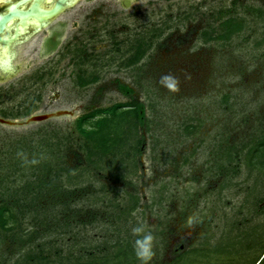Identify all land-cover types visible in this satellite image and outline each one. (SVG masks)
Segmentation results:
<instances>
[{"label": "rangeland", "instance_id": "1", "mask_svg": "<svg viewBox=\"0 0 264 264\" xmlns=\"http://www.w3.org/2000/svg\"><path fill=\"white\" fill-rule=\"evenodd\" d=\"M234 1L141 0L124 8L119 0H80L72 14L76 25L70 29L80 42L87 40L84 52L77 47L70 54L42 57L32 50L37 42L31 40L22 51L24 56L30 53L26 60L31 65L25 61L24 69L0 87V112L6 118L23 120L58 109H72L74 114L23 125L0 123V174L9 173L18 152L26 154V147L36 145L43 133L61 138V162L74 166L79 154L85 158L79 117L144 102L147 125L139 130L144 142L137 156L140 167L128 177L131 185L107 179L120 172L121 164L113 157L102 170L91 169L89 179L140 196L141 206L132 215L155 238L149 264H264V184L254 187V179L247 181L246 168L233 183L218 174L220 138L249 134L264 113V47L253 46L264 34V18L245 12L264 8V0H236L235 6ZM81 2L83 8H77ZM220 8L244 17L246 29L230 43L205 42L200 32L217 24L213 13ZM247 36L251 40L244 43ZM140 41L152 44L143 58L127 64ZM166 74L179 79L178 92L160 84ZM92 78L96 80L86 85L79 82ZM120 85L133 93L126 94ZM226 94L231 96L229 104ZM98 117L89 119L86 128ZM195 125L199 129L194 131ZM161 196L163 202L151 207ZM82 205L87 207L81 211L83 218L91 207ZM190 215L198 221L191 229L185 227ZM247 230L255 232L250 241L259 246L247 249L238 243L231 253L215 251L218 242L241 241ZM101 231L96 226L88 235L102 237ZM98 239L91 245H99ZM180 244L184 247L174 260L169 250Z\"/></svg>", "mask_w": 264, "mask_h": 264}, {"label": "trees", "instance_id": "2", "mask_svg": "<svg viewBox=\"0 0 264 264\" xmlns=\"http://www.w3.org/2000/svg\"><path fill=\"white\" fill-rule=\"evenodd\" d=\"M236 4L235 0L233 5ZM245 12L264 18L262 7H249ZM213 14L217 24L200 32L205 42L230 43L246 29V19L235 15L232 9L220 8ZM250 40L247 36L244 43ZM253 42L255 48H263L264 34ZM151 44L152 41L148 44L140 41L127 64L143 58ZM95 80L80 79L79 82L86 85ZM120 87L126 94L133 93V89L126 85ZM230 98V94H226L224 101L229 104ZM122 105L97 109L77 119V128L84 137L85 158L79 154L74 166L61 162V138L43 133L36 145L26 147L28 159H38V164H25L19 157L11 164L9 173L0 174V264L140 263L133 248L138 237L132 232L134 227L144 226L132 215L141 206L140 196L124 188H110L105 184L97 186L89 179L91 169L102 170V164L111 163L113 157L121 164L117 168L120 172L107 179L130 186L129 175L140 167L137 156L144 140L139 130L147 125L146 106L144 102L135 101L129 108L121 110ZM96 116L99 117L86 128V122ZM135 128L132 136L131 131ZM193 128L194 131L199 129L196 125ZM187 160L185 158L184 162ZM83 162L87 165L82 166ZM217 162L218 174L230 178V183L246 168L247 181L254 179V187L264 184V113L260 114L249 134L220 138ZM163 198L154 199L150 206L161 204ZM85 202L91 209L82 218L81 211L87 208L82 205ZM96 226L102 233L104 231L102 237L88 235V231ZM252 232L247 230L241 241L218 242L215 251L231 253L238 250V243L247 249L253 244L259 246L258 241H250L255 233ZM98 238H101L99 245H91L100 240ZM177 259L178 256L174 258Z\"/></svg>", "mask_w": 264, "mask_h": 264}, {"label": "flooded vegetation", "instance_id": "3", "mask_svg": "<svg viewBox=\"0 0 264 264\" xmlns=\"http://www.w3.org/2000/svg\"><path fill=\"white\" fill-rule=\"evenodd\" d=\"M35 1L36 0H7L6 3H4V8L0 10V53L3 48H8L10 53L9 64L4 63L0 56V87L6 85L5 83L9 81L10 77L14 76V74L24 69L25 61L27 64L31 65L30 60H26V56L30 55V53L26 54L25 56L22 53L26 46L29 45L27 43L31 40H35L37 42V45H35L32 50H34L38 55L42 57H48L60 52L70 54L73 52V49L77 47L80 48L77 49V51L84 52L83 50L86 48L85 42L87 43V40L85 41L84 39H82V41L80 42V36H74L73 32L70 29V26L72 27L73 24L76 25L77 20L73 19L72 14L74 9H76L77 3L80 0H76L74 4H70V1L72 0H40V3L38 5H40L39 7L41 8L52 10L57 7L56 5H60V9L62 8V10L59 11L58 14L51 16H44L41 13L32 16H24L22 14H18L9 17V19L6 21L3 20L2 14L10 13L14 8L17 10V12H20V10H27L31 7L32 4H36ZM85 1L86 3H93L97 0ZM139 1L141 0H119L118 3L121 7L131 8L133 4L138 3ZM3 2L5 1L0 0V3ZM83 3L84 2H81L77 6V8H83ZM35 8H37V5ZM91 18L96 17L88 16V19ZM91 22H95V20H91ZM61 24L65 25L64 27H62L63 35L59 46L52 53L44 56L43 51L45 39L50 35L51 30H55L56 28L58 29V27H60L59 25ZM83 32L84 31H82L81 34ZM18 55H21L22 57L20 59H17ZM0 116L4 117L5 113L1 111ZM183 247V244L173 245L171 250H169V252L172 254L173 259L178 256ZM211 248L212 246L208 247L209 252L211 251Z\"/></svg>", "mask_w": 264, "mask_h": 264}, {"label": "water", "instance_id": "4", "mask_svg": "<svg viewBox=\"0 0 264 264\" xmlns=\"http://www.w3.org/2000/svg\"><path fill=\"white\" fill-rule=\"evenodd\" d=\"M36 4H32L31 7L27 10H20V12H17V10L14 8L10 13L2 14L3 20L6 21L9 19V17H12L13 15H18L22 14L24 16H32L35 14H42L44 16H51V15H56L59 13V11L62 10L60 9V5H56L52 10L44 9L39 7L38 5L40 3V0ZM68 1V0H65ZM76 0L70 1V4H74ZM18 3V2H17ZM16 3V5H17ZM20 3V1H19ZM67 3V2H66ZM37 5V8H35ZM16 7V6H14ZM65 24L59 25L58 29L56 28L55 30H51L50 35L45 39V44H44V51L43 55L47 56L50 53H52L56 48L59 46L62 35H63V28ZM74 111L72 109H58L55 111H50V112H38V113H33L30 116H28L26 119L23 120H18V119H9V118H4L0 116V123L8 124V125H23L25 123H30L34 121H44L52 117H59V116H64V115H73Z\"/></svg>", "mask_w": 264, "mask_h": 264}, {"label": "clouds", "instance_id": "5", "mask_svg": "<svg viewBox=\"0 0 264 264\" xmlns=\"http://www.w3.org/2000/svg\"><path fill=\"white\" fill-rule=\"evenodd\" d=\"M160 84L166 88L169 92H178L180 81L179 79L172 75L166 74L162 75L160 78ZM20 156L25 164H38L40 161L38 159L29 160L25 153L18 152L17 154ZM197 218L194 215H190L185 221V227L191 229L194 228L197 224ZM132 232L138 238L134 241V253L136 258L141 262V264H149L152 260L154 253V236L151 232H145V228L143 226H137L132 229Z\"/></svg>", "mask_w": 264, "mask_h": 264}, {"label": "bare ground", "instance_id": "6", "mask_svg": "<svg viewBox=\"0 0 264 264\" xmlns=\"http://www.w3.org/2000/svg\"><path fill=\"white\" fill-rule=\"evenodd\" d=\"M1 59L4 63L9 64L10 63V53L8 48H3L0 53Z\"/></svg>", "mask_w": 264, "mask_h": 264}]
</instances>
